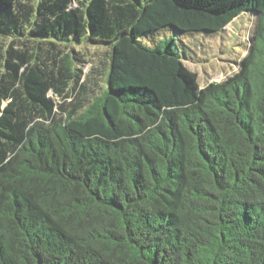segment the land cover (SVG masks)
Wrapping results in <instances>:
<instances>
[{
    "label": "trees",
    "instance_id": "obj_1",
    "mask_svg": "<svg viewBox=\"0 0 264 264\" xmlns=\"http://www.w3.org/2000/svg\"><path fill=\"white\" fill-rule=\"evenodd\" d=\"M247 13L200 87L175 37ZM0 264H264V0H0Z\"/></svg>",
    "mask_w": 264,
    "mask_h": 264
},
{
    "label": "rangeland",
    "instance_id": "obj_2",
    "mask_svg": "<svg viewBox=\"0 0 264 264\" xmlns=\"http://www.w3.org/2000/svg\"><path fill=\"white\" fill-rule=\"evenodd\" d=\"M253 19V15L247 13L230 22L217 36L202 37L199 35L191 38L190 44H197V46H192L196 50H193L195 55L192 54L191 48L187 47V43L182 45L179 38L175 37L179 47L189 51L188 57L194 56V59H189L186 65L196 73L200 87L212 81L220 82L237 71V62L245 54ZM74 48L83 53L87 59L83 67L84 82L92 88L95 94L100 93L105 86V64L103 62L107 60L106 47L83 43L75 45ZM100 68L103 69L102 72L98 71ZM94 78L96 80L93 82ZM56 101L61 102V98H56Z\"/></svg>",
    "mask_w": 264,
    "mask_h": 264
}]
</instances>
